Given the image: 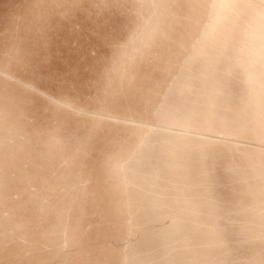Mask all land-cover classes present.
Listing matches in <instances>:
<instances>
[{"label":"rangeland","instance_id":"1","mask_svg":"<svg viewBox=\"0 0 264 264\" xmlns=\"http://www.w3.org/2000/svg\"><path fill=\"white\" fill-rule=\"evenodd\" d=\"M0 264H264V0H0Z\"/></svg>","mask_w":264,"mask_h":264}]
</instances>
